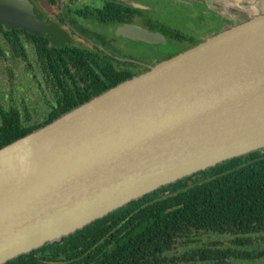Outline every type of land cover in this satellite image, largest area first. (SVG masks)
Wrapping results in <instances>:
<instances>
[{
    "label": "water",
    "instance_id": "water-1",
    "mask_svg": "<svg viewBox=\"0 0 264 264\" xmlns=\"http://www.w3.org/2000/svg\"><path fill=\"white\" fill-rule=\"evenodd\" d=\"M232 9L249 16L0 147V264L264 149V0ZM0 22L49 32L29 0H0Z\"/></svg>",
    "mask_w": 264,
    "mask_h": 264
},
{
    "label": "flooded vegetation",
    "instance_id": "flooded-vegetation-1",
    "mask_svg": "<svg viewBox=\"0 0 264 264\" xmlns=\"http://www.w3.org/2000/svg\"><path fill=\"white\" fill-rule=\"evenodd\" d=\"M29 2L35 19L49 32L0 22L3 140L17 139L52 122L245 16L235 9L228 16L202 0ZM192 7L199 8L196 15ZM127 26L156 37L143 38L137 32L125 36L121 29ZM114 231L118 234L121 229ZM124 233L135 231L130 228ZM156 233L163 236L127 238L132 259L126 264H264V228L160 229Z\"/></svg>",
    "mask_w": 264,
    "mask_h": 264
},
{
    "label": "trees",
    "instance_id": "trees-1",
    "mask_svg": "<svg viewBox=\"0 0 264 264\" xmlns=\"http://www.w3.org/2000/svg\"><path fill=\"white\" fill-rule=\"evenodd\" d=\"M3 139L0 147L16 138ZM130 228L134 234L124 233ZM186 228L210 232L264 228V149L163 186L61 241L5 264H126L132 259L127 240L131 235L160 238L157 230Z\"/></svg>",
    "mask_w": 264,
    "mask_h": 264
},
{
    "label": "bare ground",
    "instance_id": "bare-ground-1",
    "mask_svg": "<svg viewBox=\"0 0 264 264\" xmlns=\"http://www.w3.org/2000/svg\"><path fill=\"white\" fill-rule=\"evenodd\" d=\"M219 2H221V5L225 6L226 8H242V3L243 1H255V0H218ZM258 11L257 8L255 7H250L249 8V12L251 14H255Z\"/></svg>",
    "mask_w": 264,
    "mask_h": 264
},
{
    "label": "rangeland",
    "instance_id": "rangeland-1",
    "mask_svg": "<svg viewBox=\"0 0 264 264\" xmlns=\"http://www.w3.org/2000/svg\"><path fill=\"white\" fill-rule=\"evenodd\" d=\"M181 1H186V2H190V0H181ZM205 3H207L208 5H209V7H211L212 9H215V10H228L229 11V13L231 14L232 13V8H226L225 6H223V5H220V4H218V3H215V2H205ZM192 5V4H191ZM193 8V13L196 15V13L199 11L198 9L199 8H195V7H192ZM233 14V13H232ZM226 15H228V14H226ZM229 16V15H228ZM249 16V14L248 13H246L245 12V16H243L244 18H241V20H243V19H245V18H247ZM234 19H236V17L234 18Z\"/></svg>",
    "mask_w": 264,
    "mask_h": 264
}]
</instances>
